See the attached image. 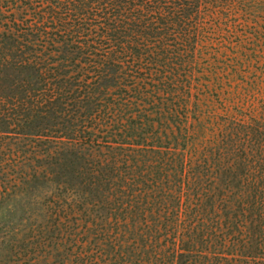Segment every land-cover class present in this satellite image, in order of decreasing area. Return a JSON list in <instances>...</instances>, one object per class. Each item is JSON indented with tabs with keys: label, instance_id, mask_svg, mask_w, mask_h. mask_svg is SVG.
I'll return each mask as SVG.
<instances>
[{
	"label": "trees",
	"instance_id": "1",
	"mask_svg": "<svg viewBox=\"0 0 264 264\" xmlns=\"http://www.w3.org/2000/svg\"><path fill=\"white\" fill-rule=\"evenodd\" d=\"M233 34L256 66L205 113ZM0 187L44 220L0 230V264L72 194L99 213L59 233L66 264H264V0H0Z\"/></svg>",
	"mask_w": 264,
	"mask_h": 264
},
{
	"label": "rangeland",
	"instance_id": "2",
	"mask_svg": "<svg viewBox=\"0 0 264 264\" xmlns=\"http://www.w3.org/2000/svg\"><path fill=\"white\" fill-rule=\"evenodd\" d=\"M238 40V36L233 34L229 38V42H231L232 45H229L228 42L224 43L222 44L224 46L219 50L218 54L209 52L206 56H203L204 58L201 59V61L205 63H203V65L201 64V66L197 68L198 73L195 76L197 88L195 93L199 94L201 91H203L204 88L202 86L204 84L208 85L211 89L216 88V90L219 91L218 96L217 94H214V92L209 91L206 93L207 97L203 101L201 100V104L199 106L202 111H206L205 113H207V110L210 109L220 111L222 104L219 99L230 96V94L228 95V90H233L232 87L236 84V81H238V79L232 80V78H235V75L237 76V73L235 74L233 72V65L236 63V69H243L245 67L244 62L248 60V58L253 60V56L249 50L252 47V44L250 42L238 43ZM206 61H209V64H207ZM250 66L248 68L245 67L244 69L250 70L256 66V64L251 62ZM0 189L2 190L3 187H0ZM69 191L72 192L73 190ZM16 199L20 201L18 197ZM78 202H80V200H78L74 194H72L70 197H62L59 199L54 198L46 201V204L57 205L56 213H53L54 208L49 210V213L52 212V218H57L56 225L52 226L54 229V238L49 240L43 237L35 236L36 234L31 236L29 242L35 243L37 241L45 240V243L38 246H36L34 243L33 245L29 244V248L24 253L26 256L18 260L19 264L28 262L33 263L35 262L34 259L37 257H39L41 264H66V262H62L61 256H55L58 250H56L54 244L57 247L58 243L60 242L59 233L64 230H80L81 228H85L87 226L84 225V222L90 221L97 215V213H99L96 208L92 209L93 204L88 198L87 202H85L84 206L82 205V207L81 205H77ZM12 203L13 198H10L4 200L0 204V219H3L7 222L11 221L9 224L6 223L3 226L1 224L2 229L0 230L20 231L28 234L36 233V224L38 222L44 221L42 216L38 217L36 215L37 210H35L33 207L26 214L20 211L14 214H7L5 206H10ZM62 223H64V225H62Z\"/></svg>",
	"mask_w": 264,
	"mask_h": 264
}]
</instances>
